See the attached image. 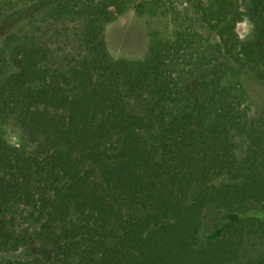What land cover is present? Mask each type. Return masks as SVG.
I'll list each match as a JSON object with an SVG mask.
<instances>
[{
    "label": "trees",
    "instance_id": "16d2710c",
    "mask_svg": "<svg viewBox=\"0 0 264 264\" xmlns=\"http://www.w3.org/2000/svg\"><path fill=\"white\" fill-rule=\"evenodd\" d=\"M241 4L245 39L238 0H0V264H264V0ZM128 9L160 22L115 57ZM39 21L75 23L62 55Z\"/></svg>",
    "mask_w": 264,
    "mask_h": 264
},
{
    "label": "rangeland",
    "instance_id": "374dc122",
    "mask_svg": "<svg viewBox=\"0 0 264 264\" xmlns=\"http://www.w3.org/2000/svg\"><path fill=\"white\" fill-rule=\"evenodd\" d=\"M239 1V10L241 11V19L236 24V31L241 39H245L249 36L251 31V23L246 17V12L241 4V0ZM41 15H38L36 18H40ZM37 22V20H36ZM35 22V23H36ZM159 19L156 16H150L148 14H139L135 12L133 9H128L123 14L119 15L112 21H109L105 25V38L107 42L108 49L110 53L115 57H127L134 58L140 57L144 51L146 50L148 44V31L159 24ZM17 27H28L25 19L21 22L18 21L16 23ZM75 23L74 22H56L45 25L43 23L35 24L34 28L39 27L42 28V32H46L48 37H50L53 41V48L55 56H60L63 54L67 43L70 39L74 38L75 31ZM6 34V30L4 33L0 34V47L4 40V35ZM256 91V95H259L258 90ZM5 137L11 143L18 144L20 141V132L19 129L13 124L9 123L3 126ZM239 149L241 147V140L238 139ZM242 215V214H241ZM244 215V213H243ZM245 216V215H244ZM263 216V215H257ZM219 222V218L209 220V223L216 224ZM254 238H251L248 243V254L249 256L253 252ZM33 248H22L14 253V256L24 258L30 256L33 253ZM242 264H248V257L242 259Z\"/></svg>",
    "mask_w": 264,
    "mask_h": 264
}]
</instances>
